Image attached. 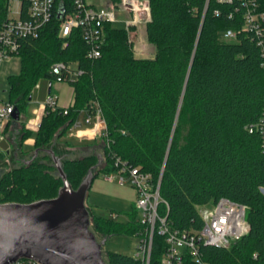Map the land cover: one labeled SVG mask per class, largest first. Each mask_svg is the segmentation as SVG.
I'll return each mask as SVG.
<instances>
[{
	"label": "trees",
	"instance_id": "obj_1",
	"mask_svg": "<svg viewBox=\"0 0 264 264\" xmlns=\"http://www.w3.org/2000/svg\"><path fill=\"white\" fill-rule=\"evenodd\" d=\"M147 1L151 20L146 37L155 48L153 58L135 57L130 40L134 27L108 23L101 56L91 60L79 29L65 40L60 37L64 17L57 11L37 38L22 40L21 71L9 76V103L21 113L38 83L56 81L50 73L54 63H77L84 74L69 83L72 106L44 109L33 148L49 144L59 128L66 133L80 114L93 115L91 106L97 103L106 126L101 137L105 167L98 166L94 179L99 172L115 171L114 156L151 174L168 205L160 203L159 214H168L170 224L180 230H200L198 207L220 198L247 206L249 234L230 249L202 246V255L210 264H264V145L259 130L250 132L264 118V58L244 30L246 7L240 0ZM254 1L256 11L264 13V0ZM7 6L8 0H0V27L8 17ZM62 6L65 16L72 11V0H56V7ZM229 31L236 37L226 39ZM28 134L22 132L21 142ZM4 155L0 150V158ZM97 163L95 156H86L71 164L82 167V177ZM52 169L35 159L2 172L0 203L54 198L63 183L50 174ZM64 171L76 189L66 164ZM133 209L125 223L93 214V227L108 239L119 233L139 236L145 226ZM165 248L164 237L155 232L150 264H161ZM107 260L144 264L118 252H107ZM184 264L194 261L187 256Z\"/></svg>",
	"mask_w": 264,
	"mask_h": 264
},
{
	"label": "built area",
	"instance_id": "obj_2",
	"mask_svg": "<svg viewBox=\"0 0 264 264\" xmlns=\"http://www.w3.org/2000/svg\"><path fill=\"white\" fill-rule=\"evenodd\" d=\"M218 1L233 2V0ZM240 1L246 7L244 30L252 34V39L264 58V13H257L253 8L254 0ZM57 11H60V7H56V0H8V17L0 27V64L12 56H18L22 40L37 38ZM118 11L130 14L126 28L135 27L144 18L151 19L147 0H117L102 5L89 0H72V11L62 20L60 37L65 40L74 30L79 29L88 45V58L98 59L105 43L104 26L117 20ZM132 37L133 32L130 33V40L133 42ZM224 37L233 39L236 33L229 31ZM67 45L68 42L65 41L64 46ZM50 73L56 77V81L70 83L77 81L84 71L77 63L57 62L52 65ZM39 87L40 83L35 89ZM47 95L44 109L59 107L57 96L52 93V84ZM91 107L95 110L94 114L85 116L84 122L91 124L93 117H99L105 124L98 104L94 102ZM14 112L15 107L11 103L0 106V144L8 138L11 126L8 131L6 129L15 121ZM73 126H81V122L75 121ZM255 129L261 132L264 145V118L256 128H251L250 132ZM103 136H106V126L101 137ZM113 161L115 171L107 173L105 179L120 185H131L136 191L135 208L145 228L138 236L141 241L134 257L140 258L144 264H150L155 232L164 237L166 244L161 264H184L187 256L194 261V264H210L203 258L202 246L230 249L249 234L247 206L224 197L210 207L203 206L201 212L198 211L203 222L200 230L173 228L168 220V214L162 216L158 211L160 203H164L168 208L167 203L160 196V182L155 185L151 174L129 165L119 157L114 156ZM260 191L264 195V187L260 188ZM113 218H116V214H113ZM254 258L257 259V254H254ZM11 264L39 263L31 259H20Z\"/></svg>",
	"mask_w": 264,
	"mask_h": 264
},
{
	"label": "rangeland",
	"instance_id": "obj_3",
	"mask_svg": "<svg viewBox=\"0 0 264 264\" xmlns=\"http://www.w3.org/2000/svg\"><path fill=\"white\" fill-rule=\"evenodd\" d=\"M94 1L102 5V0H89ZM103 2H116L112 0H103ZM254 9H258V3L255 2L253 6ZM260 13V12H257ZM118 18L115 22L112 23V26L115 28H126L127 20L130 18V14L124 12H117ZM151 19H143L142 22L137 24L134 27L133 31V53L136 58H153L155 54V48L151 45L146 37V25ZM21 71V57L12 56L10 59L3 61L0 64V106L4 103H9L11 88L9 84V76L18 75ZM49 80H42L40 83L49 84ZM53 90L57 92V105L62 106L66 104L68 98L72 97L73 87L67 82L53 81L52 84ZM30 93L32 91L30 90ZM29 93V94H30ZM54 94V93H53ZM48 95L46 94V97ZM28 95L25 97L26 100ZM30 98V97H29ZM43 99L44 97L40 95L39 91L36 94L33 93L32 100L25 103L23 110L20 113V120L13 127V130H18L17 135L21 136L23 131H28L29 134L22 140V152L23 155L18 154L19 151V139L12 137L8 138V143H5L4 148L10 147V154H5L3 158H0V174L6 172L16 166L24 164L26 161H30L32 156L35 154L36 150H39L36 157L37 162H45L47 165L52 166L54 169L50 171V174L56 178L58 177L57 170L54 166L51 157L42 149L53 148L55 154L62 158L63 163L66 164V171L69 173L71 183L75 188H78L85 174L82 177H79L78 174L82 171V167L74 166L71 163H74L81 158L86 156H95L100 163V169L105 167L104 162V152H103V143L100 139L95 140L94 143L87 145L90 141L89 136L84 135L87 128L91 129L92 133H97L104 127L103 121L99 117H95L91 124H86L84 122V114H80L77 122H81V126H71L66 133L63 132L62 128H59L57 131V137L44 147L40 149H35L34 139L36 135L37 125L42 117L43 109ZM69 106H72L69 105ZM68 106V107H69ZM12 127V126H11ZM18 127V129H16ZM25 127V128H24ZM186 130H188L186 128ZM62 134L61 136H58ZM14 142V144H13ZM74 146H83V147H73ZM85 145V146H84ZM87 145V146H86ZM68 163V164H67ZM97 163V164H98ZM94 167V166H93ZM106 173L99 172L98 176L93 180L91 188L89 190L86 206L90 211L91 215V230L95 233L97 240L100 242L104 239V236L101 232L96 231L93 227V214L102 215L106 218L112 219L118 223H125L128 220V215L133 213L136 202V191L131 185H120L117 182H111L105 179ZM62 184H60V188ZM59 188V189H60ZM210 207V205H209ZM203 206L198 207V211L201 212ZM113 214H116V218H113ZM140 218V215H139ZM141 238L132 234L119 233L110 237L105 245L103 246V257L107 262V252H118L123 254H128L134 256L137 252L138 245L140 244Z\"/></svg>",
	"mask_w": 264,
	"mask_h": 264
},
{
	"label": "water",
	"instance_id": "obj_4",
	"mask_svg": "<svg viewBox=\"0 0 264 264\" xmlns=\"http://www.w3.org/2000/svg\"><path fill=\"white\" fill-rule=\"evenodd\" d=\"M60 17H64L63 6ZM13 118L20 119L17 109ZM43 150L51 157L63 185L51 199L27 204L0 203V264L20 259H31L39 264H107L103 246L108 238L97 240L86 206L100 163L90 168L74 189L64 171L62 158L52 148ZM38 152L36 150L27 163L35 160Z\"/></svg>",
	"mask_w": 264,
	"mask_h": 264
},
{
	"label": "crops",
	"instance_id": "obj_5",
	"mask_svg": "<svg viewBox=\"0 0 264 264\" xmlns=\"http://www.w3.org/2000/svg\"><path fill=\"white\" fill-rule=\"evenodd\" d=\"M94 2V1H93ZM96 3V2H95ZM102 4H105V2H103V0H102ZM37 91H39V93H40V95L41 96H43L44 97V99H43V109H42V116H43V113H44V102H45V99H46V94H48V92L50 91V88H49V84H42V83H40V87H39V89H35L34 90V94H36V92ZM52 93H54V94H56L57 95V92H55L54 90H53V87H52ZM72 97H70V98H68V101L66 102V104H64V105H62V106H59V107H63V108H66V107H68L69 105H71V104H73V102H74V89H73V91H72ZM32 98H33V96H32ZM32 98L30 99V100H32ZM95 117H93V119H94ZM41 119H42V117H41ZM41 119H40V121H41ZM20 120V119H19ZM40 121H39V123H38V125H37V129H38V126H39V124H40ZM17 123H18V121H16ZM16 123H14V124H12V127H11V130L9 131V133H8V138L9 137H12L13 135V138L15 139V143H16V138H18V136L19 135H17V133H18V130H13V126L15 125ZM103 125H104V127L102 128V130H100L99 132H97V133H92L91 134V129L88 127L87 128V130H86V132L84 133V135H87V136H89L90 137V139L92 140V141H90L87 145H90V144H92V143H94V141L95 140H98V139H100L101 140V136H102V134H103V132H104V128H105V124L103 123ZM25 128V127H24ZM16 129H18V127L16 128ZM37 129H36V131H37ZM20 137V136H19ZM8 138H7V140L5 141V142H3V143H1L0 144V150L2 151V152H5V154H10V147H8V148H4L5 147V143H8L9 144V146H10V143L8 142ZM102 141V140H101ZM13 144H14V142H13ZM18 144H19V151H18V154H20L21 153V155H23L22 154V152H24L23 151V149H22V143H21V139H19V142H18ZM86 145V146H87ZM73 147H78V146H74V145H72ZM85 146V145H84ZM79 147H83V146H79ZM78 147V148H79ZM53 149V148H52ZM34 157V155L32 156V158ZM31 158V159H32ZM26 162V161H25ZM28 162V161H27Z\"/></svg>",
	"mask_w": 264,
	"mask_h": 264
}]
</instances>
